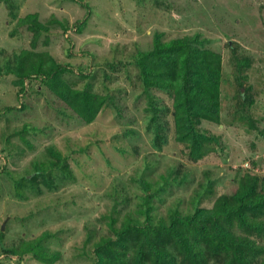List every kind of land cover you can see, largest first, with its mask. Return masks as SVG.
<instances>
[{
    "label": "rangeland",
    "instance_id": "374dc122",
    "mask_svg": "<svg viewBox=\"0 0 264 264\" xmlns=\"http://www.w3.org/2000/svg\"><path fill=\"white\" fill-rule=\"evenodd\" d=\"M29 13L48 29L35 32L21 22ZM83 19L86 27L74 31ZM157 32L163 40L196 36L222 55V123H199L221 142L198 161L174 140L173 97L157 89L155 134L135 58L152 49ZM24 49L48 52L67 66L70 86L109 97L92 122L73 114L38 77L27 79L20 95L17 76L5 71ZM237 57L249 58L241 72ZM0 71V109H10L0 111V264H91L93 243L111 234L112 217L117 224L128 211L144 217L137 212L143 179L151 196L162 189L163 199H152L157 221L176 206L193 210L194 198L208 192L206 172L213 183L200 203L205 207L247 169L264 175V0H2ZM243 100L252 101L245 120ZM41 236L42 245L60 253L55 263L24 251ZM13 248L19 254L6 252Z\"/></svg>",
    "mask_w": 264,
    "mask_h": 264
},
{
    "label": "trees",
    "instance_id": "16d2710c",
    "mask_svg": "<svg viewBox=\"0 0 264 264\" xmlns=\"http://www.w3.org/2000/svg\"><path fill=\"white\" fill-rule=\"evenodd\" d=\"M21 22L28 23L35 32L48 29L39 22L37 14L29 13ZM62 25L64 31L69 30L68 26ZM85 27L84 19L79 20L74 31L81 32ZM162 37L163 34L157 32L152 49L140 51L135 58L153 109L155 134L159 138L161 132L155 97L151 94L157 89L167 91L173 97L174 140L184 145L189 160L198 161L215 151L221 142L220 136L201 130L199 123L203 120L222 123V55L202 46L196 36L184 35L168 40ZM249 64V58L237 57L239 72ZM66 71L68 67L50 53L24 49L19 52L15 67H9L5 72L17 76L15 84L20 86L21 96L26 91L27 79L38 77L73 114L82 121L92 122L109 97L92 93L87 88L70 86L63 78ZM242 94L245 95L244 91ZM251 104L252 101H242L241 119L248 117L244 107ZM0 111L9 112L10 109ZM248 124L256 126L251 119ZM27 129L25 125L23 130ZM52 153L61 156L57 150ZM44 167L45 163L35 171L39 173ZM208 176L206 172L208 181L203 184L209 188L208 192L194 198L193 210L184 212L176 206L157 221L153 220L152 211L156 205L152 199L162 200L159 196L162 189L151 196V183L141 180L145 192L139 194L143 202L137 212L144 217L141 219L128 211L120 224L112 217L111 234L93 243L91 264H264V175L247 169L238 182H232L225 193L216 197L212 207H205L200 206L202 199L212 195L213 182ZM35 179H30L31 183H35ZM173 180L178 181L177 177ZM45 236L26 246L24 251H30L42 262L55 263L60 259V253L50 252L41 244L40 240ZM6 252L19 254L14 248ZM23 254L22 251L20 256Z\"/></svg>",
    "mask_w": 264,
    "mask_h": 264
}]
</instances>
